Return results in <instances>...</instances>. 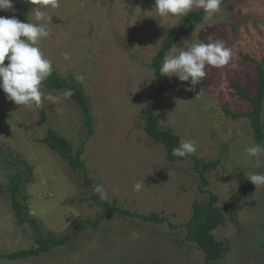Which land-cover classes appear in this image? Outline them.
<instances>
[{
    "label": "rangeland",
    "instance_id": "1",
    "mask_svg": "<svg viewBox=\"0 0 264 264\" xmlns=\"http://www.w3.org/2000/svg\"><path fill=\"white\" fill-rule=\"evenodd\" d=\"M13 4L15 11L0 16L17 18L20 3ZM154 8L155 0H62L59 8L47 9L49 36L36 46L59 72L82 82L92 101L95 132L87 137L81 110L65 90L42 84L44 95L54 99L20 106L0 89V264H204V252L186 239L194 203L213 192L223 205L244 183L245 198L225 210V224L214 231L225 243L216 264H264V186L247 178L264 173V167L245 155L247 147L258 144L250 118L231 114L252 109L234 82L249 96L256 94L257 61L264 59V0H227L172 47L221 39L236 53L222 68L206 66L205 78L194 86L164 75L161 126L195 141L196 156L221 157L208 173V186H202L190 155L169 161L164 145L152 141L143 127L142 109L156 89L151 62L182 17H160ZM29 22L44 23L32 13ZM261 117L264 121V101ZM50 126L75 150L84 145L89 176L103 185L108 201L169 220L155 223L117 212L97 227L88 223L69 243L40 256L9 259L8 253L36 245L32 227L11 205L8 185L18 169L20 198L26 197L28 212L44 233L63 236L78 219L92 220L102 209L89 198L83 177L41 141ZM137 182L139 191L133 187Z\"/></svg>",
    "mask_w": 264,
    "mask_h": 264
},
{
    "label": "trees",
    "instance_id": "2",
    "mask_svg": "<svg viewBox=\"0 0 264 264\" xmlns=\"http://www.w3.org/2000/svg\"><path fill=\"white\" fill-rule=\"evenodd\" d=\"M18 1L20 3V8L18 10L17 18L22 22L29 23L31 8L34 6L25 2V0ZM226 1L227 0H222L221 4ZM204 19L205 13L201 8L189 11L186 16H182L179 24L170 29L164 36L162 45L151 62V66L155 73L153 82L156 89L149 95L142 109L143 127L152 141L164 145L167 159L171 162L184 159L188 155L177 157L172 154V149L177 147L182 139L171 128H164L160 124L158 111L161 108V97L165 90V81L164 75L159 72V67L163 62L164 55L173 47L175 42L187 34L197 24L204 21ZM5 64H7V60H5ZM257 68V91L254 96H249L246 89L239 82H234V87L237 91L241 95L250 99L252 109L246 113H231L228 110L226 112L228 114L231 113L234 117H249L255 139L258 144L264 146V121L261 117L264 101V59L263 61H257ZM42 84L48 89L65 91L70 89L72 99L77 103L81 110L87 137L94 134L95 120L93 116L92 101L90 96L85 92L81 81L72 74H62L57 70L55 65H53L52 74L43 81ZM41 141L62 157L72 170L77 172L79 176L83 177V183L91 189L89 198L96 204L100 205L102 209L92 220L85 218L78 219L76 223L70 225V231L63 236H57L52 232L44 233L38 219L28 212V202L26 197L20 198V187L23 182V174L18 169L12 176L8 185L11 205L17 218L21 222L28 223L32 227L36 245L8 253L7 257L9 259L40 256L51 250L53 247L69 243L73 237H77L82 232L88 223L97 227L103 219L117 212L124 217H140L143 220L155 223H164L169 220L168 217L163 216L158 212L145 214L125 209L119 206L116 200L110 202L107 199H102L100 194L95 193L93 188L99 183L94 182L89 176L85 161L82 158L84 145L75 150L72 142L66 136L58 133V131L51 126L48 128ZM190 156L194 161L195 169L203 184L202 186H208V173L219 166L221 163V157L205 160L196 156L194 153L190 154ZM247 187L246 183L242 184L223 205L218 204L219 198L213 192H211L207 198L201 201H195L193 213L185 224L186 239L194 242L204 252V264H216L224 254L225 243L215 237L214 231L219 226L225 224V210L233 208L245 198Z\"/></svg>",
    "mask_w": 264,
    "mask_h": 264
},
{
    "label": "clouds",
    "instance_id": "3",
    "mask_svg": "<svg viewBox=\"0 0 264 264\" xmlns=\"http://www.w3.org/2000/svg\"><path fill=\"white\" fill-rule=\"evenodd\" d=\"M34 6L32 15L37 21L44 23H25L15 16L11 18L0 16V89L6 93L7 98L17 105L40 106L42 97V82L53 72L52 61L45 58L43 52L37 47L40 38L48 37L47 22L52 20L47 9L59 8L62 0H25ZM222 0H155L154 10L160 17L186 16L195 6L203 9L205 19L211 18L220 10ZM15 11L13 0H0V11ZM233 48L226 46L221 40L213 42H187L183 47L170 49L163 57L159 72L168 77L176 76L179 81H191L194 86L206 76V66L222 68L229 64L235 55ZM65 59L69 56L64 54ZM7 60V64H5ZM190 90V89H189ZM71 90L65 91V96H71ZM196 144L193 140H181L177 147L172 149V154L184 157L195 153ZM245 155L255 158L256 167H264V146L253 143L245 149ZM247 178L257 187L264 186V173H252ZM134 190L139 191L142 184H134ZM95 193L107 199L103 185L93 188Z\"/></svg>",
    "mask_w": 264,
    "mask_h": 264
}]
</instances>
